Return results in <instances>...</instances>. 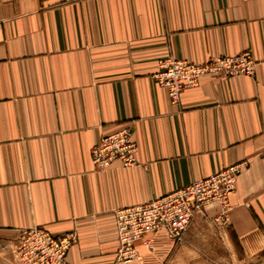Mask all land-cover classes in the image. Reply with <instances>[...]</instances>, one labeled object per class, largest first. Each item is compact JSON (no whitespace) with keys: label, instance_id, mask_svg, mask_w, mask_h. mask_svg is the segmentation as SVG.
I'll list each match as a JSON object with an SVG mask.
<instances>
[{"label":"crops","instance_id":"0c3cea01","mask_svg":"<svg viewBox=\"0 0 264 264\" xmlns=\"http://www.w3.org/2000/svg\"><path fill=\"white\" fill-rule=\"evenodd\" d=\"M242 53L251 75L202 76L178 104L153 79L168 56ZM122 126L137 165L95 171L92 147ZM240 163L226 225L211 203L184 240L210 227L264 264V0H0V234L74 232L68 264H123L116 209Z\"/></svg>","mask_w":264,"mask_h":264},{"label":"built area","instance_id":"2783aa9c","mask_svg":"<svg viewBox=\"0 0 264 264\" xmlns=\"http://www.w3.org/2000/svg\"><path fill=\"white\" fill-rule=\"evenodd\" d=\"M252 73L253 62L248 53L218 56L201 64L168 56L159 61L153 79L166 89L170 102L178 104L182 91L196 87L202 76L221 78ZM135 151L131 130L122 126L103 134L92 147L90 157L95 171L103 172L115 161L123 168L135 167ZM243 166V163L227 166L145 203L116 209L113 213L116 262L128 264L139 259L135 243L141 241L152 248L154 241L148 235L162 234L174 245L182 244L193 218L202 213L206 205L218 203L224 214ZM76 241L74 232L53 236L42 227H33L18 232L11 252L15 264H68L67 252Z\"/></svg>","mask_w":264,"mask_h":264},{"label":"rangeland","instance_id":"374dc122","mask_svg":"<svg viewBox=\"0 0 264 264\" xmlns=\"http://www.w3.org/2000/svg\"><path fill=\"white\" fill-rule=\"evenodd\" d=\"M234 191L235 189H233L232 193H234ZM229 211L230 206L224 214H221V209L219 210L218 217L223 225H226ZM200 214L201 213L197 215ZM197 215H195V217ZM210 229V227H205L199 240L197 238L193 243L188 244L185 240L182 244L178 245L172 243L173 248L170 249V251H167L166 242L161 243L160 246L157 247H155L153 242L152 248L143 245L146 249V256L140 257L128 264H252L251 260L249 262V260L246 259L244 250H240L236 243L231 244V250L228 249L226 243L222 242L221 236H219L218 243H212L211 239H213L214 236L210 234ZM214 233L215 232H213V234ZM13 241L12 237L0 234V264H15L11 252ZM169 241L167 242L169 243ZM144 258L147 259L146 262L143 261ZM256 263L259 264V262Z\"/></svg>","mask_w":264,"mask_h":264}]
</instances>
